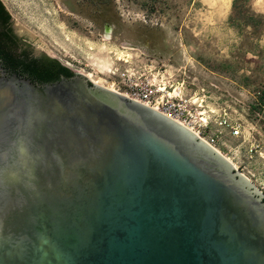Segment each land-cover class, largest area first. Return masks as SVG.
Here are the masks:
<instances>
[{
	"label": "water",
	"instance_id": "water-1",
	"mask_svg": "<svg viewBox=\"0 0 264 264\" xmlns=\"http://www.w3.org/2000/svg\"><path fill=\"white\" fill-rule=\"evenodd\" d=\"M69 70L38 84L0 65V264H264L259 190L187 128Z\"/></svg>",
	"mask_w": 264,
	"mask_h": 264
},
{
	"label": "rangeland",
	"instance_id": "rangeland-1",
	"mask_svg": "<svg viewBox=\"0 0 264 264\" xmlns=\"http://www.w3.org/2000/svg\"><path fill=\"white\" fill-rule=\"evenodd\" d=\"M0 1L27 51L120 94L134 81L180 91L196 114L227 107L241 116L246 143L264 135V0L243 1L262 17L257 30L230 25L234 0ZM258 151L250 168L264 185Z\"/></svg>",
	"mask_w": 264,
	"mask_h": 264
},
{
	"label": "built area",
	"instance_id": "built-area-1",
	"mask_svg": "<svg viewBox=\"0 0 264 264\" xmlns=\"http://www.w3.org/2000/svg\"><path fill=\"white\" fill-rule=\"evenodd\" d=\"M127 87L129 92L127 94L121 93V95L150 107L187 128L212 148L224 136L221 129H226L228 135L232 137H238L242 134L241 116L236 112H230L227 107L218 106L216 112L196 114L193 109L194 103L184 99L180 91L173 95L167 94L160 92V86L155 87L134 81H129Z\"/></svg>",
	"mask_w": 264,
	"mask_h": 264
},
{
	"label": "trees",
	"instance_id": "trees-1",
	"mask_svg": "<svg viewBox=\"0 0 264 264\" xmlns=\"http://www.w3.org/2000/svg\"><path fill=\"white\" fill-rule=\"evenodd\" d=\"M243 1L245 0L233 1V15L229 18V23L235 29L248 26L257 30L262 23V17L248 10L243 11ZM0 6L4 7L1 1ZM19 49L15 44L8 46L0 41V64L17 76L28 78L34 83L49 84L58 82L62 77L70 78L74 75L55 59L45 56L33 57L26 49Z\"/></svg>",
	"mask_w": 264,
	"mask_h": 264
},
{
	"label": "flooded vegetation",
	"instance_id": "flooded-vegetation-1",
	"mask_svg": "<svg viewBox=\"0 0 264 264\" xmlns=\"http://www.w3.org/2000/svg\"><path fill=\"white\" fill-rule=\"evenodd\" d=\"M1 8H2V12L0 11V41L1 43L3 45H8V46L15 44L21 50H25L24 41L21 40L14 33V29L11 26V18H10L8 11L6 10L5 7H1ZM33 57H36V56H33ZM2 68L8 74H14L8 71L7 69H5L3 66ZM221 131L224 134V136L222 137V139L217 141L215 147L213 148L214 151L219 156H221L232 167L235 173L243 177L254 188H256L257 190H259V188L264 189V185H256L257 179H255V175L251 172V168H250L251 166H254L255 160L253 156H255V159H256V157L260 155V152L258 150H261L262 148H264V143L261 139V137L262 136L264 137V135H260L261 133H259L261 137L259 136V137L253 138L254 143L252 142V140H249L246 143V138L244 136L245 134L244 124H243L242 134L238 137L229 136L226 129L225 130L221 129ZM247 155H249V157H247ZM261 194L264 197V193L261 192Z\"/></svg>",
	"mask_w": 264,
	"mask_h": 264
},
{
	"label": "bare ground",
	"instance_id": "bare-ground-1",
	"mask_svg": "<svg viewBox=\"0 0 264 264\" xmlns=\"http://www.w3.org/2000/svg\"><path fill=\"white\" fill-rule=\"evenodd\" d=\"M106 36L108 37V36H109V33H106ZM117 60H118V61H121V59H117ZM86 75H87V77H88L93 83L98 84V85H101V86H103V87H106V88L109 89V90L114 91V89L112 88V86L101 84L98 80L94 79V78H93V74H91V73H87ZM160 92H165V88H164V87H163V88H160Z\"/></svg>",
	"mask_w": 264,
	"mask_h": 264
}]
</instances>
